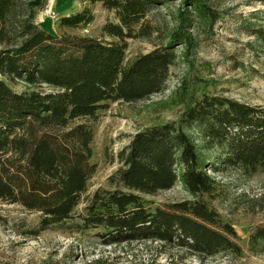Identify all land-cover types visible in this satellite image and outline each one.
Masks as SVG:
<instances>
[{
  "label": "trees",
  "instance_id": "1",
  "mask_svg": "<svg viewBox=\"0 0 264 264\" xmlns=\"http://www.w3.org/2000/svg\"><path fill=\"white\" fill-rule=\"evenodd\" d=\"M119 13L103 36L59 37L36 24L47 0H0V75L47 85L50 91H15L0 78V200L45 214L46 227L74 225L80 194L88 190L91 131L78 127L60 134L76 118H94L107 101L136 103L163 93L176 63V43L198 45L175 33L172 42L127 63L128 39H150L142 19L169 0H90ZM181 21L195 18L213 27L220 15L205 0H188ZM89 10L60 20L61 29L87 26ZM13 154L5 160L3 155ZM124 167L112 190H98L82 218L88 228L105 231V243L161 242L177 258L200 261L223 255L242 257L234 225L212 204L221 195L215 175L228 170L250 174L264 166V106L219 95H202L173 122L139 131L122 154ZM183 185L189 199L152 208L146 196ZM251 250L264 253V225L251 238Z\"/></svg>",
  "mask_w": 264,
  "mask_h": 264
},
{
  "label": "rangeland",
  "instance_id": "2",
  "mask_svg": "<svg viewBox=\"0 0 264 264\" xmlns=\"http://www.w3.org/2000/svg\"><path fill=\"white\" fill-rule=\"evenodd\" d=\"M219 15L213 27L196 19L185 25L181 14L188 0H169L151 7L142 22L151 27L150 39H128L126 62L167 47L175 33L185 40L190 36L198 45L187 49L185 41L176 43V63L170 68L163 93L136 103L107 101L94 118H76L68 126L55 128L60 134L78 127L91 131L89 144L94 173L88 190L80 194L77 213L69 227L42 225L43 212L28 210L22 204L0 200V264H264V253L251 250L255 230L264 225V166L253 174L228 170L215 175L221 182V195L212 204L231 222L244 249L242 257L223 255L200 261L195 256L184 259L176 250L161 242L105 243V231L88 228L82 218L86 206L98 190H112L113 177L124 167L122 154L141 130L176 121L186 106L202 95H219L254 106H264V0H205ZM89 10L94 20L87 26L61 29L60 20ZM119 13L102 2L90 0H47L39 10L36 24L59 37H95L116 44L103 36L108 23H119ZM6 32L0 21L1 40ZM17 92L33 89L50 91L42 85L1 76ZM13 154L3 158H14ZM178 183L173 189L146 196L152 208L189 199Z\"/></svg>",
  "mask_w": 264,
  "mask_h": 264
}]
</instances>
